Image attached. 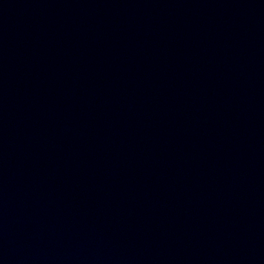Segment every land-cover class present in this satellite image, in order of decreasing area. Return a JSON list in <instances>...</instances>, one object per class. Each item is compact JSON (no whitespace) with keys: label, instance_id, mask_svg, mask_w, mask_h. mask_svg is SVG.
<instances>
[{"label":"water","instance_id":"1","mask_svg":"<svg viewBox=\"0 0 264 264\" xmlns=\"http://www.w3.org/2000/svg\"><path fill=\"white\" fill-rule=\"evenodd\" d=\"M0 264H264V0H0Z\"/></svg>","mask_w":264,"mask_h":264}]
</instances>
